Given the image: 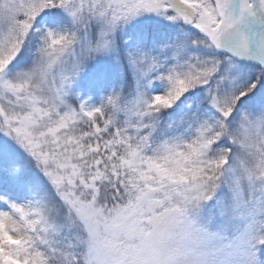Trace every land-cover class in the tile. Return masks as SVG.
Here are the masks:
<instances>
[{
    "label": "snow or ice",
    "instance_id": "1",
    "mask_svg": "<svg viewBox=\"0 0 264 264\" xmlns=\"http://www.w3.org/2000/svg\"><path fill=\"white\" fill-rule=\"evenodd\" d=\"M0 264H264V0H0Z\"/></svg>",
    "mask_w": 264,
    "mask_h": 264
}]
</instances>
